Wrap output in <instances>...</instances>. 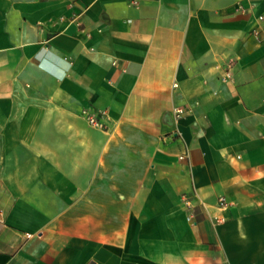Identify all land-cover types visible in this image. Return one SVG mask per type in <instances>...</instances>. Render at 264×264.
Instances as JSON below:
<instances>
[{
	"label": "crops",
	"instance_id": "crops-1",
	"mask_svg": "<svg viewBox=\"0 0 264 264\" xmlns=\"http://www.w3.org/2000/svg\"><path fill=\"white\" fill-rule=\"evenodd\" d=\"M0 264H264V0H0Z\"/></svg>",
	"mask_w": 264,
	"mask_h": 264
},
{
	"label": "built area",
	"instance_id": "built-area-1",
	"mask_svg": "<svg viewBox=\"0 0 264 264\" xmlns=\"http://www.w3.org/2000/svg\"><path fill=\"white\" fill-rule=\"evenodd\" d=\"M175 85H177V84H175ZM174 112H175L176 118L178 119V118H180L181 116H183L187 112V108L185 106H176L174 108ZM83 113L87 115V118H88V120H89V122L91 124H94V125H103L101 123V117L104 116V113H105L104 110H99L98 112H90L88 109H85L83 111ZM219 205L221 207H225V206L228 205V202H227V200H226V198L224 196H221L219 198ZM189 218L192 219L193 218L192 215L189 216ZM218 220L219 221H223L224 220V217H221Z\"/></svg>",
	"mask_w": 264,
	"mask_h": 264
}]
</instances>
